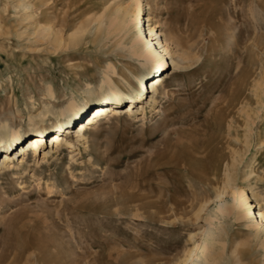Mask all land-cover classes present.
<instances>
[{"label":"rangeland","instance_id":"rangeland-1","mask_svg":"<svg viewBox=\"0 0 264 264\" xmlns=\"http://www.w3.org/2000/svg\"><path fill=\"white\" fill-rule=\"evenodd\" d=\"M131 2L0 0V127L22 133L23 144L36 127L50 131L27 164L16 144L15 161L0 170V264H180L208 216L206 264H264V231L261 238L249 218L217 209L220 193L231 202L247 190L256 204L253 190L263 223L264 0H142V16L151 18L145 28L159 24L173 52H183L177 41L188 37L183 24L192 16L194 60L174 69L168 59L157 103L145 92L130 113L135 104L126 96L120 117L92 124L85 144L63 134L75 152L63 144L43 160L53 133L89 120L91 107L77 120L60 116L71 99L112 95L101 90L110 64L120 90H139L133 74L147 72L130 38L110 27L116 8ZM178 11L187 14L184 23ZM6 136L0 132V147ZM203 145L239 158L229 187L223 168L207 177L174 166L179 149ZM2 148L1 161L10 153Z\"/></svg>","mask_w":264,"mask_h":264},{"label":"bare ground","instance_id":"bare-ground-1","mask_svg":"<svg viewBox=\"0 0 264 264\" xmlns=\"http://www.w3.org/2000/svg\"><path fill=\"white\" fill-rule=\"evenodd\" d=\"M142 6H143L142 0H132V2L127 6L120 5L118 8H116V12H114L113 16L110 15L112 16L110 27L115 31H118V33L121 34L123 37L130 38L131 45L129 46L130 47L129 49L132 50L133 55L138 59V61L141 64V67H143L146 70L147 74L145 77L137 74H133L137 80L139 90L136 91V89L131 87L132 92L125 93L122 90H120V88L117 86L116 80L112 76V73L114 72V67L112 64H110L108 71H106L103 76L101 83V90L107 87L110 93L112 94L111 96H102V97L99 96L97 100L87 101L85 104L79 103L75 99L70 100L68 106H66L61 110L60 112L61 117L64 118V117H68L69 115H73L77 120L78 117H80L81 112H83L85 108L88 109L89 107H91V111H92L89 114V120L86 121L88 118L86 120L82 119L83 121L81 120L82 122H80V124L78 125V127L79 126L80 127L77 130H75V136L78 141V144L80 145H83L87 142L86 132L92 127L91 125L99 122L103 116L108 117L110 114H114L120 117L119 115L121 113L120 105H122V103L126 101L124 100L126 96H128L127 102H132L133 104H135L131 108L130 113H136L134 107L138 106V104L136 103H138L144 98L145 92L151 94L150 98L152 99L153 103H157L158 99L156 95L158 94L160 87L163 86L165 81L170 77L169 71H166L164 69L170 63V62L168 63V59L171 61V66L174 69L183 68L185 67V63L187 61L189 62L194 60L193 58L195 57L194 52H196V49L198 48L199 45L195 35L196 31L191 18L192 16L190 17L187 23H184L185 18L187 16L185 17L183 15H187V14L184 13L185 11L184 12L178 11L179 13H181L182 22L184 23L183 25L186 26L185 29L187 32H189V35L186 38L180 36L177 41L178 47H180L181 50H183V52L182 53H179V51L173 52L170 48V44L168 40L166 39V37L164 38L162 31L158 30L157 27H160L159 24L157 23H154L155 25L148 24V28H145L144 21L149 22L151 21V18L147 17V19H144V16H142ZM124 81L128 82V78H124ZM146 98L147 95L145 99ZM112 103H116L118 107L112 109L111 108ZM131 106L132 105L130 104V107ZM141 107L143 108V112H145L144 107L143 106ZM130 113L128 114L130 115ZM58 124L60 125L63 124L62 119L58 121ZM34 129L35 132L29 134L30 138L28 139L27 144H23L24 141L21 139L22 133H20L17 130L11 131L10 127L7 124L5 126L0 127V132L2 131L5 132V134L7 135L6 137H8L9 139V141L1 145L0 148L3 147L4 148V149L2 148L3 150H5V148L6 149L8 148L7 151L9 150L10 152L9 154H7L6 159H4L3 161L0 160V170L7 168L12 164V162L15 161V156L11 157V155L14 145L16 144H17L16 146H18V144H23L22 151L24 156L22 157V162H26V164L28 163L27 155L28 153H30L29 151H31V153H34V157L37 155L38 151L40 153L43 144L46 142L45 137L50 133V131L43 129L41 126L36 127ZM59 131H60L59 134L56 132L53 133V135L50 137L51 140V144L49 146L50 151H46L44 153L43 160L48 159L49 155L52 152L56 151L54 150L55 146L59 148L63 144H66L71 149L72 152L76 149V145L74 144V142L65 137L66 135H68L69 132L72 131V123L68 124L65 128H60ZM63 134L65 135L64 137ZM181 145L183 144L181 143ZM214 147L203 145V146H194L191 149L189 147H188L189 149L181 148L179 149L180 150L179 152H181L179 156L180 158L176 160L172 159L173 161H176L174 162V166H179L183 164L186 168H189V170L193 174L198 176H207V177L209 176V170H213L214 174L217 175L220 172L219 170L223 168L224 171L226 172V177H225L227 178V180L225 181L226 186L229 187L231 185L230 181L232 180L233 177L232 168L235 165L234 162L237 161L239 158H237V156H235V153L232 151L228 153H223L222 151H220L219 147H218L219 149ZM51 148L53 149L51 150ZM219 152H221V154ZM17 160L19 161V158ZM193 162L198 163L201 166V169L195 168L192 165ZM237 165L239 166V161ZM252 174H253V170L247 173L248 176H251ZM217 197H218L217 209L219 210V212L223 213L225 211L231 210L234 213H236L239 218H243L244 216L246 218H249V222H250L249 224L255 229L257 236L260 235L262 231H264V212L259 206L258 215L263 221V223H261L258 220L256 210L253 209L254 207L253 205L257 206L260 205L261 203L260 195L257 192L253 190L251 191V197H253V199L256 201V204L253 205H251L250 203V198L248 196L247 190L242 191L241 194L239 195V198H236L234 196L231 202L227 201L224 198L223 193H220L219 195H217ZM203 208L204 207H201L197 211L196 214L197 217H200ZM210 218L213 217L208 216L206 218V226L203 230H201V234H202L201 240L194 242L193 247L189 249L187 256L185 257L184 260H182V262H180V264H206L207 261H209L210 243L212 239V233L210 231L211 227H209ZM262 240H263L262 245L264 247V239Z\"/></svg>","mask_w":264,"mask_h":264}]
</instances>
